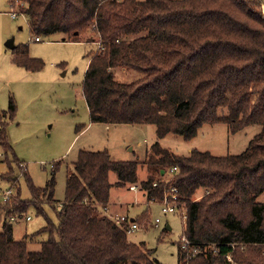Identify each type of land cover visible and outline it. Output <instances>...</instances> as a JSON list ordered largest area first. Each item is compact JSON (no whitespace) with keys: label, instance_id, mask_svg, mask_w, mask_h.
I'll list each match as a JSON object with an SVG mask.
<instances>
[{"label":"trees","instance_id":"16d2710c","mask_svg":"<svg viewBox=\"0 0 264 264\" xmlns=\"http://www.w3.org/2000/svg\"><path fill=\"white\" fill-rule=\"evenodd\" d=\"M18 2L35 37L61 34L63 42L97 45L82 84L93 123L153 125L157 137H196L206 124L228 123L232 133L249 126L261 131L241 154L217 156L191 150L177 155L155 143L144 165L149 177L141 187L149 203L171 197L185 211L178 264H264V12L260 0H11ZM13 62L30 72L45 63L18 45ZM136 71L124 81L115 70ZM17 113L14 98L0 111V147L7 171L0 175L11 187L20 171L31 198L21 186L6 203L0 232V264H161L154 249L129 238L128 221L108 215L112 184L139 183L137 161L112 160L108 151L83 150L67 163L65 196L55 199L56 170L44 187L36 186L17 158L6 135ZM7 118V120H5ZM7 161V162H6ZM164 171V173H162ZM199 191L204 194L195 200ZM54 204H60L55 206ZM46 206L53 209L51 219ZM34 209L45 218L37 232L14 237L12 217ZM147 208L138 221L148 217ZM16 221V220H15ZM14 222V223H13ZM171 230V229H170ZM164 229L163 232H168ZM48 238L39 250L30 244ZM230 257V259L228 258Z\"/></svg>","mask_w":264,"mask_h":264},{"label":"rangeland","instance_id":"374dc122","mask_svg":"<svg viewBox=\"0 0 264 264\" xmlns=\"http://www.w3.org/2000/svg\"><path fill=\"white\" fill-rule=\"evenodd\" d=\"M11 0H0V111L8 112L10 98L17 105L15 118L7 121L6 135L17 158L24 166L33 183L44 187L52 177L53 166L59 161L56 170L55 199L62 202L65 196L66 167L78 159L83 150L108 151L112 160L139 162V183L118 187L119 178L110 173L113 185L110 191L108 215L113 219L126 217L138 218L147 208L148 217L138 221L139 227L130 231L128 238L132 243H143L154 249L153 258L161 264H178L179 243L183 238V216L180 212L164 213L161 203H149L141 187V182L149 177L146 161L148 150L157 142L177 155H187L193 149L209 151L217 156L238 155L246 151L253 138L261 131L258 126H249L232 133L228 123L204 125L198 135L186 140L180 135L168 134L159 139L153 125H107L93 123L90 118L82 84L91 55L97 45L86 42H63L64 36L55 34L41 36L35 42L25 15L20 13L18 2L12 6ZM261 11L264 12V0ZM12 14L17 15L13 18ZM29 46L33 58L42 59V70L30 72L13 62V51L6 46L9 40ZM91 53V54H92ZM119 80L130 81L139 72L115 70ZM7 120V118H5ZM1 148V147H0ZM2 149V148H1ZM3 150V149H2ZM0 157V175L7 171L5 152ZM7 162V161H6ZM16 172V173H15ZM13 186H21L22 199L31 198L25 180L15 169ZM10 184L0 179V201ZM13 188V195L15 189ZM204 194L199 191L194 199ZM264 203V192L258 198ZM60 206V204H54ZM51 219L56 221L52 208L46 206ZM30 217V220L26 218ZM159 219L160 223H156ZM4 213L0 211V232L3 230ZM15 222V223H14ZM14 237L22 240L26 234L39 231L45 225V218L31 209L22 219L14 221ZM171 230L164 233L167 226ZM48 238L40 235L30 244V249L39 250L41 242Z\"/></svg>","mask_w":264,"mask_h":264},{"label":"built area","instance_id":"2783aa9c","mask_svg":"<svg viewBox=\"0 0 264 264\" xmlns=\"http://www.w3.org/2000/svg\"><path fill=\"white\" fill-rule=\"evenodd\" d=\"M12 17L15 19L17 18V15L15 14H12ZM35 41L36 42H39L41 41V38L40 37H35ZM4 156V153H3V150L0 148V157ZM131 189H135V187H131ZM3 193V199L0 201L1 203H6L11 197H13V187L10 186L9 189L5 190ZM177 190L175 188L172 189V194H171V197L169 196H166L164 200L160 201V202H156V203H161L163 202L161 205L163 206L162 208V211L164 213H176L177 211L181 213V215L183 216V223L185 222V211L184 209H182L181 207H179L178 203H177ZM17 219V217H12L11 220L15 221ZM27 220H30L31 218L28 217L26 218ZM116 221L118 223H121V222H125V221H128L129 224H130V227H129V233L130 231H133L135 229H137L139 226L135 223H132L131 220H129V218H126V217H121V218H118L116 219ZM156 223H160V220L157 219L156 220ZM182 245H181V248L183 250H187L189 247H190V241H188L185 237L182 238ZM230 259V257H228Z\"/></svg>","mask_w":264,"mask_h":264},{"label":"water","instance_id":"95a60500","mask_svg":"<svg viewBox=\"0 0 264 264\" xmlns=\"http://www.w3.org/2000/svg\"><path fill=\"white\" fill-rule=\"evenodd\" d=\"M6 46L9 47L11 50H14V49L16 48V46L14 45V40H13V39L9 40V41L7 42V44H6ZM162 173H164V171H162ZM166 229L170 230L171 227L168 225V226L166 227Z\"/></svg>","mask_w":264,"mask_h":264},{"label":"crops","instance_id":"0c3cea01","mask_svg":"<svg viewBox=\"0 0 264 264\" xmlns=\"http://www.w3.org/2000/svg\"><path fill=\"white\" fill-rule=\"evenodd\" d=\"M36 42V41H35ZM40 42V41H39ZM110 208V207H109Z\"/></svg>","mask_w":264,"mask_h":264}]
</instances>
